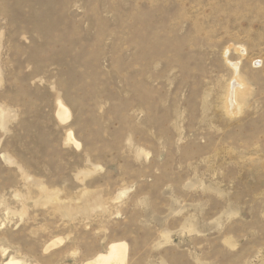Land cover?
I'll return each mask as SVG.
<instances>
[{
	"label": "rangeland",
	"instance_id": "obj_1",
	"mask_svg": "<svg viewBox=\"0 0 264 264\" xmlns=\"http://www.w3.org/2000/svg\"><path fill=\"white\" fill-rule=\"evenodd\" d=\"M114 245L264 264V0H0V264Z\"/></svg>",
	"mask_w": 264,
	"mask_h": 264
},
{
	"label": "bare ground",
	"instance_id": "obj_2",
	"mask_svg": "<svg viewBox=\"0 0 264 264\" xmlns=\"http://www.w3.org/2000/svg\"><path fill=\"white\" fill-rule=\"evenodd\" d=\"M238 86L241 85L240 83L237 84ZM236 85V86H237ZM240 93V92H239ZM239 93L238 90L235 87H231L230 91H229V98L231 100V102L235 101V110H239L240 105H239ZM61 108V107H60ZM61 113H64V110H61ZM62 115V114H61ZM60 115V116H61ZM65 115V114H64ZM67 115V114H66ZM65 115V116H66ZM125 248L123 245H114L111 247L110 251H108V255L107 256H100L99 258H97L93 263L91 264H112L113 262H117L119 264H124V256H125Z\"/></svg>",
	"mask_w": 264,
	"mask_h": 264
}]
</instances>
